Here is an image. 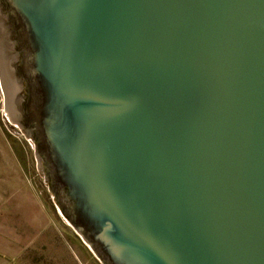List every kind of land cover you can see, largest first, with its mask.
<instances>
[{
    "label": "water",
    "instance_id": "95a60500",
    "mask_svg": "<svg viewBox=\"0 0 264 264\" xmlns=\"http://www.w3.org/2000/svg\"><path fill=\"white\" fill-rule=\"evenodd\" d=\"M7 1L37 138L6 113L99 260L264 264V0Z\"/></svg>",
    "mask_w": 264,
    "mask_h": 264
},
{
    "label": "rangeland",
    "instance_id": "374dc122",
    "mask_svg": "<svg viewBox=\"0 0 264 264\" xmlns=\"http://www.w3.org/2000/svg\"><path fill=\"white\" fill-rule=\"evenodd\" d=\"M0 82V264H103L65 221Z\"/></svg>",
    "mask_w": 264,
    "mask_h": 264
},
{
    "label": "flooded vegetation",
    "instance_id": "af4514ba",
    "mask_svg": "<svg viewBox=\"0 0 264 264\" xmlns=\"http://www.w3.org/2000/svg\"><path fill=\"white\" fill-rule=\"evenodd\" d=\"M25 65L26 56L18 24L10 12L9 2L0 0V81L4 83L1 90L4 94V87L14 93L13 99L21 112L19 125L36 139L37 133L28 112L31 87Z\"/></svg>",
    "mask_w": 264,
    "mask_h": 264
}]
</instances>
